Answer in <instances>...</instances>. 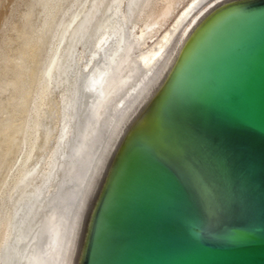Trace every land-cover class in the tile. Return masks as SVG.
<instances>
[{
	"label": "water",
	"instance_id": "obj_1",
	"mask_svg": "<svg viewBox=\"0 0 264 264\" xmlns=\"http://www.w3.org/2000/svg\"><path fill=\"white\" fill-rule=\"evenodd\" d=\"M62 264H264V0H200L93 161Z\"/></svg>",
	"mask_w": 264,
	"mask_h": 264
},
{
	"label": "rangeland",
	"instance_id": "obj_2",
	"mask_svg": "<svg viewBox=\"0 0 264 264\" xmlns=\"http://www.w3.org/2000/svg\"><path fill=\"white\" fill-rule=\"evenodd\" d=\"M132 1L136 6L138 0H0V264H13L24 252L44 247L46 217L64 208L74 185L69 166L88 155L82 151L80 158L71 151L78 148V136L97 97L87 87L89 73L101 65L111 66L125 40H138L141 33L143 42L133 45L130 54L134 59L150 58L153 44L192 0H172L173 7L163 19L160 13L166 0H153V10L147 9L145 15H138L143 0L136 10ZM90 17L88 30L82 24ZM154 20L159 23L146 29L145 24ZM26 253L22 264L29 257Z\"/></svg>",
	"mask_w": 264,
	"mask_h": 264
},
{
	"label": "bare ground",
	"instance_id": "obj_3",
	"mask_svg": "<svg viewBox=\"0 0 264 264\" xmlns=\"http://www.w3.org/2000/svg\"><path fill=\"white\" fill-rule=\"evenodd\" d=\"M199 1L200 0H192L189 4H187V7H185L182 10V12L178 15V17H176V20H175L174 24L172 25V27L170 29H167L164 32V34L162 33L163 35L161 36V38L155 44H153L154 53L152 51L153 54L150 56V58L146 57L147 59H145V58L134 59L131 56V54H130V51L134 50V49H132L133 45H135V46L138 45L141 40L143 42L145 35H144V33H141L140 36L137 38L138 40H134L133 39V41L130 40V42H129V38H128V40L127 39L125 40L127 43L124 45V48L122 50L119 49L121 51L120 52L121 54L119 53L120 57L117 58L116 60H114V62L112 63L111 66L108 65L109 66L108 68H106V67H104L102 65L98 66V67H96V69L93 72L91 71L92 73L91 72L89 73L90 76L89 77L87 76V78H86L87 80L85 79V81H87V87L91 89V94H94V95L97 94V97L94 99V102L90 106L93 109V111L91 110L92 111L91 113L89 111V114L91 115V117L89 119L86 118V119H88L87 121H85L87 123L83 124V130L81 129L82 134H79L81 136V140H80V136H78L79 137V141H80V143H77L79 145L76 144L78 148H77L76 151H71V152H75L74 156L76 155L78 157H80L83 154L84 151H85L84 153L87 152L86 154H88V155H86V156L84 155L85 159H83V160L81 159L79 163H78L77 160H75V162H72L70 164V166L68 165L69 166V171H70V173H71V175L73 177L70 174H68L69 172L65 173V174L70 175V178L72 177V180L70 178L69 179L74 182V185L68 190L69 192H67V194H66V199H65L66 201L64 200V202H63L64 203V208L62 209V211H60L58 209L60 206L59 207H55V208L58 209V211H56L53 208L54 211H56V212L52 211L54 213H51L49 216H47L46 219H45L46 221H44V222H46V227H45V231H44V234H45L44 245L45 246L44 247L41 246L42 248H40L39 250H36L34 248L33 250H31V251H29L27 253L24 252L27 255H29L28 258H25V259H27L26 263L24 262L25 264H62L63 263L64 257H65V253H66V250H67V247H68V243H69V240H70V237H71V233H72V230H73V227H74V223H75V220H76V217H77V213H78V210H79V207H80V203H81V200H82V197H83V194H84V190H85V187H86V184H87V180H88V177H89V174H90V170H91L93 161L95 160V158L97 157L98 153L100 152V150L104 146L105 142L109 138L110 134L112 133V131L116 127L117 123L119 122V120L123 116L124 112L126 111L128 106L130 105L131 101L133 100V98L137 94L138 90L140 89V87L144 83L145 79L147 78V76L149 75V73L151 72V70L153 69V67L155 66V64L157 63L159 58L161 57V55L164 53V51L166 50V48L168 47V45L170 44L172 39L177 34L178 29L183 25V23L188 18V16L190 15V13L192 12V10L194 9V7L196 6V4ZM141 2H139V0H138V3H141L140 7H139V11H138L139 14L138 15L144 14V12L146 13L147 11L148 12L151 11V9H152L151 5H152L153 0H143ZM133 3H134V6L132 8L134 10H136L137 9L136 6L138 5V3L136 4V6H135L136 2H133ZM173 4H174V2H173ZM173 4H172V0H166V5H165V7L162 9V11L160 13V17H162V19L165 16L169 15V13H170V11H171V9L173 7ZM96 8H94V10L92 11L93 13L96 10ZM147 9H149V10H147ZM96 11L98 12V10H96ZM96 11H95V13H96ZM128 12H130V10ZM134 14H136V13H134ZM92 17H93V14H92ZM92 17L88 18V20H86L85 22H84V20H85L84 19L83 20L84 24H82V23L81 24L85 25L86 27H87V25L89 26V23L91 22ZM158 23L159 22L156 21V20H154V21H152L150 23H146L145 24V28L148 29V28H150V27H152V26H154V25H156ZM80 25L78 24L77 26H80ZM82 27H84V26H81V28ZM76 29H78V27H76ZM87 29H88V27H87ZM76 31H78V30H76ZM83 31H85V29H83L82 32ZM82 32H80V34H82ZM72 33L74 35L75 32H72ZM75 36H79V35H77V33H75ZM84 37H85V34H84ZM84 37H81V38L84 39ZM116 38L117 37H115V39ZM78 39H80V38H78ZM114 42H116V41H114ZM119 42L121 43L122 41H119ZM142 42H141V44H142ZM105 52H106V50H105ZM108 55L106 56V58L108 57ZM139 62H141V66H139ZM106 63H107V61H106ZM63 71H64V69H63ZM63 71H62V73H63ZM66 72L67 71H65L64 73H66ZM61 75H63V74H61ZM64 77H65V75H64ZM61 78H62V76H61ZM83 87H85V86H83ZM89 92H90V90H89ZM76 94L77 93H75V95ZM76 101H75V104L77 103ZM72 104H74V100H73ZM78 107H79V105H78ZM84 125H85V127H84ZM89 148H90V151H89ZM75 149H76V147H75ZM57 152H59V151H57ZM60 152H62V151L60 150ZM56 154H54V155H56ZM72 154H71L70 157H73ZM58 155H56V156H58ZM68 156H67V158H69ZM49 157L51 159H53V155L49 156ZM61 158H62V156H61ZM80 158H78V159H80ZM71 159H73V158H71ZM71 159H68V160H71ZM51 164H53L52 161H51ZM60 166L62 167L63 165H60ZM51 167H52V165H51ZM67 171H68V169H67ZM43 178H45V177H43ZM63 180H64V178H63ZM43 185H45V184L43 183ZM63 188H64V186H63ZM26 193H24V194H26ZM35 193H33L32 195L34 196ZM40 193L41 192H39L38 194H40ZM21 196H24V195H21ZM30 196H31V194H30ZM33 196H31V197L33 198ZM38 198L39 197H37L36 200H38ZM19 199H20V197H19ZM23 199L25 200V198H23ZM56 200H58V199H56ZM34 201H35V199H34ZM16 202L18 203L17 199H16ZM16 202H14V203H16ZM26 203L28 205L29 202H26ZM32 203H34V202L32 201ZM35 203H36V201H35ZM36 204H38V203H36ZM58 204H60V203H58ZM29 205H31V204H29ZM32 206H30L31 209L34 208ZM28 207L29 206H27L26 208L28 209ZM31 209L27 210L28 214H29V212H31L30 211ZM27 211H26V213H27ZM28 214H26V215H28ZM11 217H12V215H11ZM9 220H10V218H9ZM14 220H15V218H14ZM11 221H13V220H11ZM28 231H29V229H28ZM44 234H42V235H44ZM28 253H30V254H28ZM23 254L21 256L19 254V256H20L19 258L20 259L18 258L17 260L14 257L15 260L17 261V262L15 261L16 263L22 264L21 263V262H23L22 259H24ZM25 257H27V256L25 255ZM3 259H4V261H5V259L8 260L7 257L6 258L4 257ZM9 261H10V263L12 262V260L10 258H9ZM15 262H13V264ZM5 264H7L6 261H5Z\"/></svg>",
	"mask_w": 264,
	"mask_h": 264
}]
</instances>
